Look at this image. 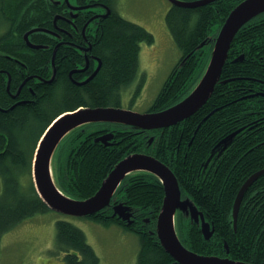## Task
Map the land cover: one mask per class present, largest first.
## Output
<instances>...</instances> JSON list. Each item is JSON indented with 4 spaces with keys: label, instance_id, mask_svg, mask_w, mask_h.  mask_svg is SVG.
<instances>
[{
    "label": "trees",
    "instance_id": "16d2710c",
    "mask_svg": "<svg viewBox=\"0 0 264 264\" xmlns=\"http://www.w3.org/2000/svg\"><path fill=\"white\" fill-rule=\"evenodd\" d=\"M240 1L214 0L199 7L169 5L165 24L179 49V62L187 57L181 66L177 64L170 72L147 112L163 110L191 91L207 65L211 41ZM30 4L37 6L35 0H0V69L10 74L12 91L17 85L15 76L21 79L19 76L27 72L22 69L21 73L14 72L17 74L14 76L11 59H15L12 51L18 50L16 47L20 45L22 48L23 32L34 25L32 15H37L38 10ZM153 42L150 31L114 12L94 47L101 63L99 70L87 83L72 82L62 61H55L54 79L47 81L53 74L51 64L42 67L37 64L39 78L34 81L40 80V83L33 87L34 94L24 87L19 97L12 99L6 91V73L0 71V238L23 221L50 211L38 196L31 175L34 152L49 124L58 115L81 106L121 107L124 90L134 85L132 95L138 97L145 85L143 75L138 76L140 46ZM56 43L52 40L50 45L38 47V52L32 53L33 58H46L49 63ZM60 47L55 53L57 60ZM21 98L30 99L21 102ZM260 112H264V13L253 17L237 31L219 81L208 100L193 115L168 129L147 131L106 122L72 130L57 145L53 156L56 184L66 195L85 199L99 189L103 179L126 155L134 152L154 155L170 167L182 195L196 203L213 228L211 238L205 240L200 229L178 213L179 239L186 248L198 254L264 264V174L244 193L236 232L231 218L232 204L242 183L254 172L264 169V133H260L264 127L256 128L264 121ZM103 125L115 128L110 130L115 136L108 145L94 142L103 132L99 130ZM242 127L244 129L222 152L213 155L208 170L202 171L215 145ZM150 136L153 141L148 144ZM259 143L250 151L256 156L248 159V149ZM59 154L63 168L61 177H57L56 171ZM212 170H215L213 175ZM163 195L162 184L155 176L134 173L122 180L111 199L112 204L129 206L132 222L113 215L111 203L88 219L103 226L117 225L139 237L136 264H172L173 258L150 232ZM251 195L256 202L263 203L262 207L257 203L242 211L246 201L252 199ZM114 197H118L116 202H113ZM146 218L148 223L143 221ZM51 252L61 258L62 264H99V257L87 242L85 233L64 219L55 222Z\"/></svg>",
    "mask_w": 264,
    "mask_h": 264
},
{
    "label": "water",
    "instance_id": "95a60500",
    "mask_svg": "<svg viewBox=\"0 0 264 264\" xmlns=\"http://www.w3.org/2000/svg\"><path fill=\"white\" fill-rule=\"evenodd\" d=\"M170 3L183 7H199L214 0H168ZM264 13V0H242L234 6L224 19L216 36L211 41L207 65L199 81L189 94L182 100L157 112L139 113L121 107L79 108L73 113H65L56 117L42 134L33 161V183L36 192L49 209L70 216L87 217L107 207L110 198L120 181L128 174L145 171L158 177L164 186V197L160 212L156 219V234L164 250L178 264H252L234 260L229 257L202 255L188 250L182 245L175 232L174 218L178 210L186 215L189 212L194 220L200 218V230L206 240L210 239L213 228L205 221L201 211L188 199L181 200L178 182L173 172L156 157L144 153H133L121 161L108 173L100 188L86 199H74L62 193L55 184L52 174L53 153L59 142L72 130L93 123H119L139 130L165 129L176 125L194 114L210 97L214 86L220 79L223 65L237 31L253 17ZM204 41L199 45H204ZM187 57V56H186ZM181 61V65L186 60ZM96 72L93 73V75ZM58 118V119H57ZM57 119V120H56ZM235 133L223 139L219 145H226L228 139ZM113 135L106 134L94 139L108 145ZM152 139L149 140L151 142ZM264 174V169L250 175L241 185L233 203V224L237 219L238 210L244 193L248 187ZM193 206L190 209L191 205ZM114 215L129 220L130 214L121 206L114 207ZM226 253L227 244L224 243Z\"/></svg>",
    "mask_w": 264,
    "mask_h": 264
},
{
    "label": "rangeland",
    "instance_id": "374dc122",
    "mask_svg": "<svg viewBox=\"0 0 264 264\" xmlns=\"http://www.w3.org/2000/svg\"><path fill=\"white\" fill-rule=\"evenodd\" d=\"M71 1L72 3L74 2L73 0ZM115 6L123 18L140 24L150 31L154 37L152 44H141L139 52L138 76L143 75L146 78V85L141 94L136 98L132 95L131 87L124 90L125 97L123 94L122 107L144 113L152 105V101L158 94L164 81L180 60L179 49L171 38L165 24V15L169 1L115 0ZM260 115L263 118L262 120H264V112H260ZM243 127L245 128V126ZM258 127H264V121L256 128ZM260 133H264V130ZM150 139L153 141L152 136L148 140ZM259 145L260 143L254 144L248 149L250 153L247 155L248 159L256 156V154L250 151L254 146ZM218 151L219 149L210 152L208 156L210 158L207 157L202 171L206 172L208 170L211 156L218 153ZM53 165H55L54 160ZM60 165L59 154L56 161L57 177H61V174L63 175V168ZM214 171L212 170L210 174L213 175ZM1 192L2 183L0 178V195ZM250 197L252 198L253 196L251 195ZM257 203L255 197L249 199L246 201V205L242 211ZM262 204H259L261 205L260 207H262ZM192 208L193 206L191 205L190 209ZM57 219L67 220L85 233L87 242L93 247L100 258L99 264H136L139 237L135 234L121 230L116 226L97 224L86 217L62 215L53 210L27 219L1 236L0 264H60L58 256L52 252H48V249H53L54 247L55 222ZM240 219L241 216L239 217ZM237 227L238 223H235V229L232 227L235 232Z\"/></svg>",
    "mask_w": 264,
    "mask_h": 264
},
{
    "label": "flooded vegetation",
    "instance_id": "af4514ba",
    "mask_svg": "<svg viewBox=\"0 0 264 264\" xmlns=\"http://www.w3.org/2000/svg\"><path fill=\"white\" fill-rule=\"evenodd\" d=\"M42 1L35 0L37 6L30 4L38 10L37 15H32L38 22L32 18L34 25L23 32L22 48L20 45L16 47L19 48L18 50L12 51V56L15 58L11 59L13 73H21L22 69L27 70L26 75L19 76L21 79H18L15 76L17 74L14 73L17 83L14 91L10 89V74L0 69L1 72L6 73V91L12 99H17L24 87L31 95L34 94L33 87L40 83V80L34 81L39 78V70H36L37 64L41 67L51 64L53 74L47 81L54 79L55 61H62L67 66V76L72 82L79 85L87 83L95 76L101 64L99 57L94 52V47L100 40L103 26L112 13L116 12L120 15L116 9L115 0H73V3L71 0ZM34 32L41 34L34 35ZM52 40L57 43L54 51L52 50L53 56L49 59V63L46 58L34 59L32 53L38 52V47L50 45ZM59 45H61V49L57 60L55 53ZM94 72L96 73L93 75ZM260 93L263 94V92ZM29 99L21 98L23 101ZM114 129L103 125L99 129L103 132L99 135L111 132L114 137V131H110ZM117 199L118 197H114L113 202H116Z\"/></svg>",
    "mask_w": 264,
    "mask_h": 264
},
{
    "label": "bare ground",
    "instance_id": "6f19581e",
    "mask_svg": "<svg viewBox=\"0 0 264 264\" xmlns=\"http://www.w3.org/2000/svg\"><path fill=\"white\" fill-rule=\"evenodd\" d=\"M6 56H8L7 54H5Z\"/></svg>",
    "mask_w": 264,
    "mask_h": 264
}]
</instances>
